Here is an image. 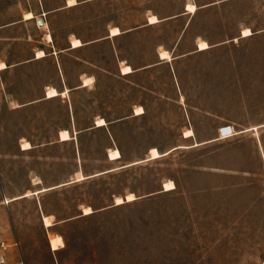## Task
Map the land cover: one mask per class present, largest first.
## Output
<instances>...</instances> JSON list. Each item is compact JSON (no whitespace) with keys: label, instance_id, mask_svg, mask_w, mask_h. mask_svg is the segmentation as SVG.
Returning <instances> with one entry per match:
<instances>
[{"label":"rangeland","instance_id":"obj_1","mask_svg":"<svg viewBox=\"0 0 264 264\" xmlns=\"http://www.w3.org/2000/svg\"><path fill=\"white\" fill-rule=\"evenodd\" d=\"M259 3L250 0L252 8ZM231 13L242 20L236 8ZM250 19L254 29L264 28V11L252 9ZM222 50L227 56L218 60V69L220 80H227L218 94L234 121L221 123L216 143L166 157L158 153V160L149 156L154 161L114 170L148 157L153 139L146 124H137L133 139L120 132L121 163L105 160L102 139L85 141L82 175L112 172L13 203L41 189L39 179L46 186L66 181L73 159L70 146L48 155L21 154L18 117L4 130L0 87V246L8 247L7 264H263L264 37ZM154 141L162 151L178 142ZM74 164L77 169V157ZM169 182L174 188L166 191ZM129 195L135 201L124 202ZM117 199L123 203L116 205ZM40 205L56 216L55 227H43ZM88 208L91 215L84 214ZM49 237H60L64 248L51 251Z\"/></svg>","mask_w":264,"mask_h":264},{"label":"crops","instance_id":"obj_2","mask_svg":"<svg viewBox=\"0 0 264 264\" xmlns=\"http://www.w3.org/2000/svg\"><path fill=\"white\" fill-rule=\"evenodd\" d=\"M69 1L0 0L4 130L17 116L21 154L48 155L70 146L73 159L66 181L46 186L39 179L41 189L14 197L11 203L28 198V193H51L112 172L82 175L85 141L102 139L105 160L121 163L125 151L120 132H130L133 139L137 124H146L148 138L153 139L148 157L114 170L154 161L149 160L153 149L166 157L216 143L221 123L234 121L218 94L220 83L227 80L224 75L220 80L218 69V60L227 56L222 49L264 37V28L254 29L250 19L252 9L264 11V0L256 8L250 0ZM235 8L242 20L231 13ZM28 14L31 19L25 18ZM244 30L251 35L243 37ZM74 41L80 45L73 46ZM201 43L207 44L205 50ZM50 90L56 96H47ZM99 120L104 125L98 126ZM63 132L68 133L66 141L61 140ZM159 139L178 142L162 151L154 141ZM188 141L194 143L186 146ZM25 143L29 150H23ZM113 150L120 159L109 160ZM76 173L85 180L76 182ZM40 214L43 227V218H56L45 214L42 205Z\"/></svg>","mask_w":264,"mask_h":264},{"label":"bare ground","instance_id":"obj_3","mask_svg":"<svg viewBox=\"0 0 264 264\" xmlns=\"http://www.w3.org/2000/svg\"><path fill=\"white\" fill-rule=\"evenodd\" d=\"M75 4V1L74 0H70L69 1V5H74ZM188 9H192L191 11H193L194 10V8L193 7H188ZM25 18L26 19H31L32 18V15L31 14H28V15H26L25 16ZM153 21V20H152ZM113 34H115V33H117V31L116 30H114V31H111ZM251 35V32L249 31V30H244L243 31V37H247V36H250ZM47 39L48 40H50V37H47ZM78 45H80L79 44V42H77V41H74L73 42V46H78ZM200 49L201 50H205L206 48H207V44H205V43H201L200 44ZM39 55H41V53H39ZM162 55V57H167V55L166 54H161ZM44 56V55H43ZM3 68V66L2 65H0V69H2ZM124 71H127V70H124ZM47 96H49V97H52V96H56V92L55 91H52V90H50V92H48V95ZM16 107V106H15ZM136 113H141V110L139 109V110H136ZM97 125L98 126H102V125H104V123L101 121V120H99L98 122H97ZM228 132H229V130H224V131H222V133L225 135V134H228ZM186 134H192L191 132H187ZM60 137H61V140L62 141H66V140H68L69 139V136H68V133H66V132H63V133H61V135H60ZM23 149L24 150H28V149H30V147L27 145V144H25V145H23ZM160 155L158 154V152H157V150H155V149H153V150H151V152H150V157L152 158V159H157L158 157H159ZM118 159H120V154H119V152L117 151V150H113V151H111L110 153H109V160L110 161H115V160H118ZM77 176V175H76ZM83 179V177H80L79 179H77V181H81ZM165 188H166V191H170V190H172L173 188H174V185L171 183V182H169V183H167L166 185H165ZM131 198V199H130ZM133 200H135V197L133 196V195H129V196H127V198H126V201L127 202H131V201H133ZM123 203V201L121 200V199H117L116 200V205H121ZM84 214L85 215H89V214H91V210L88 208V209H86L85 211H84ZM44 219V226L46 227V228H50L51 226H53V224L51 223V219L50 218H48V217H45V218H43ZM49 244H50V248H51V250L53 251V252H56V251H59V250H61L62 248H64V244H63V241H62V239L60 238V237H52V238H50V240H49Z\"/></svg>","mask_w":264,"mask_h":264},{"label":"built area","instance_id":"obj_4","mask_svg":"<svg viewBox=\"0 0 264 264\" xmlns=\"http://www.w3.org/2000/svg\"><path fill=\"white\" fill-rule=\"evenodd\" d=\"M224 130H228L227 128H224L222 131H224ZM222 131H221V133H222ZM231 133H229V134H225V135H223L224 137H227L228 135H230ZM7 249H8V247L7 246H5V245H3V244H1V246H0V264H7V262H6V252H7ZM264 264V263H263Z\"/></svg>","mask_w":264,"mask_h":264},{"label":"water","instance_id":"obj_5","mask_svg":"<svg viewBox=\"0 0 264 264\" xmlns=\"http://www.w3.org/2000/svg\"><path fill=\"white\" fill-rule=\"evenodd\" d=\"M39 26H42V23L41 22H39Z\"/></svg>","mask_w":264,"mask_h":264},{"label":"snow or ice","instance_id":"obj_6","mask_svg":"<svg viewBox=\"0 0 264 264\" xmlns=\"http://www.w3.org/2000/svg\"><path fill=\"white\" fill-rule=\"evenodd\" d=\"M190 11L192 10V9H189ZM131 199V198H130Z\"/></svg>","mask_w":264,"mask_h":264}]
</instances>
